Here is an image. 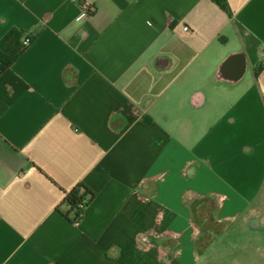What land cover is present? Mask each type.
Masks as SVG:
<instances>
[{"label":"crops","instance_id":"1","mask_svg":"<svg viewBox=\"0 0 264 264\" xmlns=\"http://www.w3.org/2000/svg\"><path fill=\"white\" fill-rule=\"evenodd\" d=\"M81 1L0 0V40L30 37L0 73V264H233L264 220V0Z\"/></svg>","mask_w":264,"mask_h":264},{"label":"trees","instance_id":"2","mask_svg":"<svg viewBox=\"0 0 264 264\" xmlns=\"http://www.w3.org/2000/svg\"><path fill=\"white\" fill-rule=\"evenodd\" d=\"M21 30H10L0 40V73L3 72L13 60L21 53L24 47L20 40ZM28 37V42L30 37ZM27 42V43H28ZM262 64L256 67L255 73L261 69ZM102 175H106V170H101ZM96 196V191L83 181L78 182L73 188L64 192L60 203L56 206L58 211L66 220L75 224L79 222L84 214L86 207Z\"/></svg>","mask_w":264,"mask_h":264},{"label":"rangeland","instance_id":"3","mask_svg":"<svg viewBox=\"0 0 264 264\" xmlns=\"http://www.w3.org/2000/svg\"><path fill=\"white\" fill-rule=\"evenodd\" d=\"M241 217L242 216L238 217L239 218L238 221H240ZM243 226L244 227H238V226L231 227L232 233H230V234L232 235V234L236 233L237 229L239 228L240 233H243V235H244V237L240 241V244L246 245V248H244V251L247 253H244V252L239 253L238 252L239 250L236 248V244H235L234 248L231 247L227 250L229 252L230 249H233V252L231 253L232 257L229 260L230 261L233 260V264H264V220H262V218H260L259 216H256V217L252 216L251 217V215H249V217H247V222ZM210 228H213V230L214 229L216 230V229H218V226H217V224L212 225V223H211ZM249 236H252V237L249 238ZM253 237H256L254 240L255 242L252 240ZM252 244H255V246L258 245L257 249L255 250L256 256L254 258H252L250 256V254H248V253H250L249 250L252 251V248H251ZM248 246H250V248ZM227 251L226 252L222 251V252L226 254V253H228ZM220 259L221 258H219L217 256L216 258H214L212 260V262L210 264H212L214 261L215 262H217V261L221 262L222 260H220Z\"/></svg>","mask_w":264,"mask_h":264},{"label":"built area","instance_id":"4","mask_svg":"<svg viewBox=\"0 0 264 264\" xmlns=\"http://www.w3.org/2000/svg\"><path fill=\"white\" fill-rule=\"evenodd\" d=\"M93 9H94L93 5L88 0H82L79 4V11L78 14L76 15V19L86 17L92 12ZM183 29L186 30L187 26H183ZM22 41L24 44H27L28 37L25 35Z\"/></svg>","mask_w":264,"mask_h":264}]
</instances>
